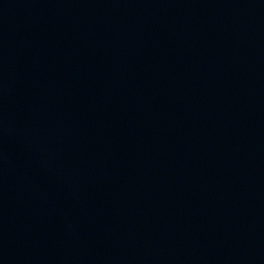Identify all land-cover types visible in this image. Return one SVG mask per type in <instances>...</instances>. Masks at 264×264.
Here are the masks:
<instances>
[{
	"label": "water",
	"instance_id": "water-1",
	"mask_svg": "<svg viewBox=\"0 0 264 264\" xmlns=\"http://www.w3.org/2000/svg\"><path fill=\"white\" fill-rule=\"evenodd\" d=\"M0 117L264 218V0H0Z\"/></svg>",
	"mask_w": 264,
	"mask_h": 264
}]
</instances>
